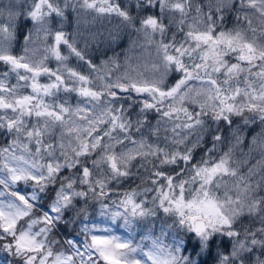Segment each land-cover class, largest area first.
Masks as SVG:
<instances>
[{
    "label": "snow or ice",
    "instance_id": "1",
    "mask_svg": "<svg viewBox=\"0 0 264 264\" xmlns=\"http://www.w3.org/2000/svg\"><path fill=\"white\" fill-rule=\"evenodd\" d=\"M0 264H264V0H0Z\"/></svg>",
    "mask_w": 264,
    "mask_h": 264
},
{
    "label": "trees",
    "instance_id": "2",
    "mask_svg": "<svg viewBox=\"0 0 264 264\" xmlns=\"http://www.w3.org/2000/svg\"><path fill=\"white\" fill-rule=\"evenodd\" d=\"M111 25L108 24V21H103L102 24H97V25H94V27H97V28H101V30H103V27H110ZM231 25H229L230 27ZM135 35L132 36V39H135ZM129 44H130V40L127 36H125L124 38V41H123V44H122V47L124 50L127 51L128 53V56L131 57V60L130 62L132 63L133 66H135L137 63L143 65L145 62L149 61L150 60V53L147 49L145 48H141L139 46L135 47V48H129ZM120 49H118L119 51ZM120 62L121 64L123 65L124 63V55L122 53L121 57H120ZM70 63L72 64H75L76 61L73 59L72 61H70ZM51 66L52 67H55V62L52 61L51 62ZM123 67L120 69V71H123ZM43 79V78H42ZM72 103L75 104V99L73 98L72 100ZM153 123H155V121L153 120ZM258 130V129H257ZM251 138L249 137V140ZM226 150V149H225ZM248 152V148L245 147L243 148V153H247ZM235 158L238 160V161H241L242 163H240V173L241 174H246L248 169L256 163V160H258L260 158L259 156V153L258 151L257 152H254L252 154L251 157H249L247 159V162H243L245 160V157L244 155L240 152V151H237L236 153V156ZM157 234H159V231L157 230ZM137 239H139V236L137 237ZM167 242V241H166Z\"/></svg>",
    "mask_w": 264,
    "mask_h": 264
}]
</instances>
